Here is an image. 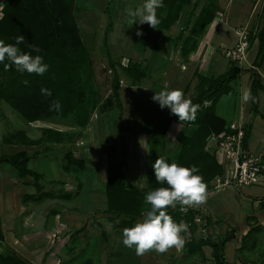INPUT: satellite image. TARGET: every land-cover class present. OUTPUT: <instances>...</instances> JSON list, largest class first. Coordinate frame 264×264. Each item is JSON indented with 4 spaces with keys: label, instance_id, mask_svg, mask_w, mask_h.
I'll list each match as a JSON object with an SVG mask.
<instances>
[{
    "label": "rangeland",
    "instance_id": "rangeland-1",
    "mask_svg": "<svg viewBox=\"0 0 264 264\" xmlns=\"http://www.w3.org/2000/svg\"><path fill=\"white\" fill-rule=\"evenodd\" d=\"M143 2L144 0L77 2L78 8L75 13L77 22L92 60L93 77L90 85L92 93L96 92L95 96L99 100L87 127L79 128L71 119L61 117L29 124L5 102L0 105L11 115L10 123L6 120V124L1 122L3 118L0 115V132L3 137L21 131L39 142L32 144L33 146L26 144L30 145L28 150L40 152L39 156L29 159L28 167L42 174L38 181L44 186L43 192L54 196L41 202L36 201L33 196L27 200V195L37 194L34 178L25 177L19 180L16 171L10 165L0 164V181L3 180L1 177L3 168L6 169L5 173H15L14 179L11 176L5 178L10 184V188L7 186V189L11 190L7 192L0 189L2 190L0 217L8 237V240L0 241V252L17 253L16 250H19L26 256L19 257L28 264H139L138 259L132 254L134 248H128L122 243L124 225L121 222L124 216L107 210L105 181L109 169L110 148L113 147L114 161L124 159L121 170L125 182L145 190L149 184L152 163L158 156H163L166 160L175 157L178 150L177 137L184 129L182 121L169 122V117L174 114H171L167 107L161 109L152 99L154 91L162 88H179L186 98L192 100L208 84L201 80L202 75H206L207 79L216 78L231 68H238L241 72L255 71L252 66L258 49L257 35L264 26V0L220 1L224 11L220 23L228 32L230 45L228 48H214L211 51V56L215 55L211 59V69L206 74L205 67L204 69L201 67L206 61V52L203 59H200V65H193L190 61L183 65L180 59L182 50L180 46L177 47L179 41L176 40L179 34L182 32L184 37L189 34V30L183 27L191 5L185 6L177 23L168 30H162L158 26L151 27L147 22L139 23L138 18L128 15L129 8L140 7ZM2 3L5 6V0H2L0 5ZM206 4L207 0H199L194 16H197ZM0 14L2 17L3 9ZM111 22L112 29L107 31ZM138 31L140 35H137ZM244 33L249 34V47L244 59L233 63L227 59L226 53L229 49L235 48ZM181 44L183 45V39L179 45ZM130 60L141 64L147 74L138 83L133 82L120 67L126 66ZM116 77L119 79L122 110L117 109L114 100L113 106H106V101L113 95ZM238 84L236 80L230 85L235 91ZM233 100V96L224 94L216 103V112L228 121L232 118ZM203 105L209 106L208 102ZM119 128L123 130L126 142L124 155L118 138ZM165 128L167 132L164 134ZM50 131L59 133L60 142L47 139ZM2 147L0 155L20 151L15 144ZM68 152H71L74 158L84 160L86 166L83 173L77 174L73 171L65 173L63 166L67 162ZM35 153L32 154L35 156ZM77 179L82 183V197L72 199L71 203L64 202L60 198L61 195L65 192H76L79 184ZM232 188L244 189L230 186L219 192L212 191L206 193V199L202 203L187 206L199 214L196 218V231L182 235L185 241L182 247L172 246L163 253L154 250L144 252L139 256L141 264L167 262L169 264L173 261L185 263L186 260L192 261V258L195 264L207 261L214 263L210 246L202 247V253L192 257L186 251V244L191 239L195 244L201 239H220L228 222L230 211L228 207L230 204L234 206L228 201V194ZM209 203L216 205L210 208ZM53 206H57L58 209L65 208L62 209L61 216H54L53 212L51 213ZM233 210L236 212V209ZM62 214L66 221L63 223L64 228L57 225L48 226V223L53 222L52 219H56L55 222L59 221ZM45 218L49 219V222L43 227ZM142 218L143 214L136 218V221ZM228 226L226 236L233 232L235 238L237 232L230 231ZM58 233H61V238L69 234L74 236L73 238L68 236L69 239L61 241ZM251 238L252 236L247 239V244H253ZM236 241L237 246H240L241 241ZM49 247L51 253L53 252V260L50 262L48 256H43L44 249ZM116 251L119 252L118 255H115Z\"/></svg>",
    "mask_w": 264,
    "mask_h": 264
},
{
    "label": "trees",
    "instance_id": "trees-1",
    "mask_svg": "<svg viewBox=\"0 0 264 264\" xmlns=\"http://www.w3.org/2000/svg\"><path fill=\"white\" fill-rule=\"evenodd\" d=\"M81 1V0H80ZM78 0H5L3 16L0 18V40L5 43H16V37L23 36V41L18 47L24 52L32 55H41L43 62L48 65L47 71L43 75L36 73H21L15 66L5 69L4 64L10 63L7 59L0 63V102L8 104L14 111L20 114L28 123L48 120L54 117L69 118L71 122L79 128H85L90 122L92 113L96 110L99 100L96 92L92 93V60L83 40L82 32L79 28L76 9ZM199 0H164V6L157 9L159 23L156 25L162 30H168L180 19V14L185 6L191 9L184 22V29L189 30L187 37L179 34L176 41L183 39L181 46L182 56H187L194 50L198 38L204 34L206 28L214 21L220 9L219 0H207L197 16H194ZM112 29V22L107 27V31ZM258 49L253 65L261 67L264 62V26L257 35ZM39 47V53L30 47ZM106 45V44H105ZM107 46V45H106ZM110 58L109 52H107ZM112 66V65H111ZM113 67V66H112ZM133 82L138 83L146 77L145 69L139 63L131 60L126 66H120ZM240 69L231 68L224 74L216 78H202L208 82L198 96L192 99L196 105L195 119L185 120L184 129L177 137L178 150L173 158H168L169 163L173 161L184 166L195 165L203 177L206 185V193L211 189V183L217 175L224 174V167L219 164L215 155L206 151L207 139L210 135H219L223 132L230 133L228 121L216 112V103L224 94L233 95L234 89L230 85L239 74ZM27 80V84L24 81ZM50 89L51 96L42 93L41 89ZM263 88L261 78L257 72L253 73L251 84V100L254 106L257 102V93ZM119 79L116 77L113 84V95L106 101V106H113L122 110L123 106L119 94ZM91 93V94H90ZM59 100L60 110L50 109L53 101ZM210 102V106L203 104ZM104 109V108H103ZM178 120L174 114L169 117V122ZM166 128L164 129L165 134ZM47 139L60 142L61 137L58 132H48ZM18 136V137H17ZM249 136L248 128H245L244 146H247ZM14 137L25 144L39 143L37 140H29L24 132H18ZM118 138L122 155L126 153V142L122 129H118ZM18 141V140H17ZM36 152L35 156H39ZM67 162L64 164L66 173H83L85 171L84 160L73 157L71 152L66 154ZM109 169L105 181V196L107 210L110 213L124 216L122 225L130 227L140 215L150 206L144 200L145 192L160 186H167L156 181L154 170H150L149 184L145 190L128 185L124 180L122 166L124 159L116 162L113 158V147L108 153ZM30 156L27 152H17L13 155L0 156V164L10 165L19 178H34L37 190L36 195H27V200L32 196L36 201L41 202L54 196L43 192V185L38 179L42 175L28 168ZM264 164V163H263ZM79 182L76 192H65L61 197L72 199L77 197L82 189ZM187 210L181 211V206L167 207V212L177 222L183 220L188 228L181 235L196 231V218L199 215L193 209L184 206ZM234 233L231 232L223 239L208 240L201 239L195 244L193 239L187 242V251L195 250L202 253V247L210 246L214 264H224V249L226 243L232 240ZM5 240V231L0 217V241ZM0 264H28L15 252L4 254L0 252ZM264 264V261L261 263Z\"/></svg>",
    "mask_w": 264,
    "mask_h": 264
},
{
    "label": "crops",
    "instance_id": "crops-1",
    "mask_svg": "<svg viewBox=\"0 0 264 264\" xmlns=\"http://www.w3.org/2000/svg\"><path fill=\"white\" fill-rule=\"evenodd\" d=\"M219 0V6L220 9L218 15H216V18L214 21L215 23H211L207 28L206 31L204 32L203 35H201L198 40L197 44L194 48L193 51H191L187 56L183 57L182 55L180 56V59L182 60V64L185 65V63L192 62L193 65H200V61L203 59V55L205 53L206 61L203 62V65L201 66L202 68L205 67L204 72L210 71L211 67V59L214 57L215 54L211 56V51L214 48H228V32L225 28H222V24L220 23V20L222 19V16H224V11L222 10V6L220 4ZM2 0H0V3ZM1 15V14H0ZM222 15V16H221ZM1 17V16H0ZM220 18V19H219ZM180 44V41L178 42ZM177 44V47L181 45ZM192 55V56H191ZM201 59V60H200ZM253 70H248V71H242L238 78L236 79L238 81V87L235 89L234 94L230 95L234 97V106H233V113H232V118L231 120H227L228 123H243L245 128H248L249 130V136L247 139V146L249 150L254 153V154H259L263 156V163H264V62L261 65V67L257 68L255 66H252ZM250 69V68H249ZM257 72L261 78V84L263 88L258 91L257 93V102L256 106L252 103L251 100V84H252V78H253V73ZM203 78H206V75H202L200 78L202 80ZM235 80V81H236ZM248 92V94H247ZM243 93V94H241ZM229 96V95H228ZM245 97H247L245 99ZM3 103V101L0 102V105ZM210 106V102H208ZM207 107V106H205ZM0 115L2 116L3 119H1V122L6 124V120L10 123L9 119V112L4 108L0 107ZM28 123V122H27ZM31 124V123H29ZM20 132V131H18ZM16 132V134L18 133ZM27 138L29 140H33V138L27 133H25ZM15 133L7 136H2L0 132V150L3 148V145H18L17 149L20 150L18 152H27V154L32 157L34 156L30 148V145H26L25 143L18 142ZM32 145V144H31ZM33 146V145H32ZM35 146V145H34ZM33 149V148H32ZM15 154V153H14ZM4 155H13V154H4ZM3 156V155H0ZM8 165V164H7ZM11 167V166H10ZM29 168V167H28ZM31 169V168H29ZM6 169L3 168L2 171V176L3 180L0 181V189H5L7 192L11 189H7L8 187L10 188V184L8 181L5 180V178H13L15 175L14 172H4ZM32 171L37 172L34 169H31ZM8 171V170H7ZM65 172V171H64ZM17 173V172H16ZM38 173V172H37ZM66 173V172H65ZM42 175V174H41ZM6 176V177H4ZM19 177V176H18ZM263 180L260 184L250 186L244 189H237V188H232L230 193L228 194V201L232 202L234 204V208L232 207V204H230V207L228 211V222L225 224L226 228L225 231L222 232L220 235V239L226 237V229L228 226V229L230 231H236L238 235L230 241L226 243L225 249H224V259L225 263L224 264H261L264 261V175H263ZM14 179V178H13ZM19 180H21L19 178ZM19 180H16L17 182ZM8 186V187H7ZM2 191V190H0ZM82 191H80L79 195L77 197H74L72 199H77L82 197ZM54 198V197H53ZM61 200H63L66 203H71L72 199H66L63 197H60ZM67 205V204H66ZM216 204L214 203H209L210 208H214ZM107 206V205H106ZM64 207V206H62ZM65 207H70V206H65ZM65 209V208H62ZM62 209H58L57 206H53V212L54 216H61V213H63ZM236 209V212L233 210ZM46 215V214H45ZM56 219H52V223H48L49 225H54L56 227H61L64 228L66 221L63 219V214L62 217H60L59 221H56ZM49 222V219L45 218L43 227L46 226V223ZM222 224V223H220ZM53 227V226H52ZM60 230V229H59ZM45 231V230H44ZM10 233V232H9ZM57 232H53V234H56ZM59 234V239L61 238V233ZM253 234V235H251ZM68 235V234H67ZM235 235V234H234ZM45 236V235H43ZM69 237H72L74 235L69 234ZM68 236H63L60 240L65 241L68 238ZM252 236L251 240L253 239V244H247V239ZM57 237V238H58ZM5 240H8L7 237V232H5ZM239 240L243 243L240 242V246H237V241ZM195 247L193 246L192 251H187V253L194 257L197 254H201L198 250L194 249ZM17 251V255L20 256H25L23 252H20L19 250ZM204 252V251H203ZM49 253V255H48ZM117 253V254H116ZM119 252L116 251L115 255H118ZM132 254L138 259L139 264H141V260L139 258L140 255H137L134 252ZM43 256H48L49 257V262L53 260V252L51 253V247L45 248L43 252ZM26 257V256H25ZM196 257V256H195ZM28 258V257H27ZM173 264H195L193 261H188L186 262H172ZM169 263V264H172ZM199 262H197L198 264ZM64 264V263H63ZM150 264V263H149ZM165 264H168L165 263ZM202 264H214L212 261H207L206 263Z\"/></svg>",
    "mask_w": 264,
    "mask_h": 264
},
{
    "label": "clouds",
    "instance_id": "clouds-1",
    "mask_svg": "<svg viewBox=\"0 0 264 264\" xmlns=\"http://www.w3.org/2000/svg\"><path fill=\"white\" fill-rule=\"evenodd\" d=\"M164 6V0H144L143 5L129 8L128 15L138 18L139 23L147 22L151 27L159 23L157 9ZM141 33L138 31L137 35ZM23 36L16 37V43H5L0 40V63L6 59L5 69L15 66L16 70L23 73H36L43 75L48 65L43 62L39 54L32 55L22 51L18 45L23 41ZM34 52L39 53L36 45L30 46ZM27 84V80L24 81ZM42 93L51 96L50 89H41ZM247 97H245L246 99ZM152 99L159 104L161 109L167 107L171 114H175L179 121L195 119L196 105L186 98L179 88H162L154 91ZM59 100L50 104V109L60 110ZM155 179L161 184L144 194V200L150 207L143 213V218L134 222L130 227L122 229V243L128 248H134L137 255L148 250L163 253L172 246L182 247L185 243L181 233L187 231V224L181 220L177 222L167 212V207L181 206V211H186L184 206L198 205L206 199V185L202 175L195 165L184 166L175 161L169 163L163 156H158L152 163Z\"/></svg>",
    "mask_w": 264,
    "mask_h": 264
},
{
    "label": "built area",
    "instance_id": "built-area-1",
    "mask_svg": "<svg viewBox=\"0 0 264 264\" xmlns=\"http://www.w3.org/2000/svg\"><path fill=\"white\" fill-rule=\"evenodd\" d=\"M4 4L0 5V11ZM248 33L237 43L235 48L229 49L226 57L236 63L244 59L249 47ZM230 133L212 134L207 139L206 151L215 155L219 164L224 167V174L217 175L207 193L219 192L226 187L236 186L245 188L262 182L264 175L263 156L252 153L244 146L245 127L243 123L229 124ZM199 221V219H197Z\"/></svg>",
    "mask_w": 264,
    "mask_h": 264
}]
</instances>
